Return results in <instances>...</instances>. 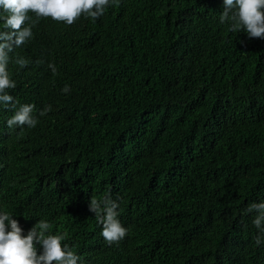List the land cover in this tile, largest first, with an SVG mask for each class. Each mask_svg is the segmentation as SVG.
Returning a JSON list of instances; mask_svg holds the SVG:
<instances>
[{
    "label": "trees",
    "instance_id": "trees-1",
    "mask_svg": "<svg viewBox=\"0 0 264 264\" xmlns=\"http://www.w3.org/2000/svg\"><path fill=\"white\" fill-rule=\"evenodd\" d=\"M222 12L120 0L95 21L32 28L8 94L39 122L10 129L16 109L0 106V212L23 235L47 220L78 264H264L245 214L264 202V40L230 32ZM109 194L128 229L111 246L88 210Z\"/></svg>",
    "mask_w": 264,
    "mask_h": 264
},
{
    "label": "clouds",
    "instance_id": "clouds-1",
    "mask_svg": "<svg viewBox=\"0 0 264 264\" xmlns=\"http://www.w3.org/2000/svg\"><path fill=\"white\" fill-rule=\"evenodd\" d=\"M120 0H0V106L4 109H16L7 120L8 128H35L38 119L33 116L34 104H24L17 109L14 97L9 89L16 87V82L8 71L10 62L23 69L30 60L11 54L16 48L27 44L32 38V28L41 19L51 18L54 22L73 25L81 16L95 21L105 14L110 6H119ZM220 22H230V32H245L249 38L264 40V0H223V12ZM37 64L42 61H36ZM48 67L55 74V65ZM62 93L70 92L65 85ZM51 111L46 106L40 116ZM119 204L111 199L110 194L103 200L91 198L88 210L94 213L97 222L102 225L100 235L109 245L118 244L127 235L128 229L118 219ZM255 212L253 225L264 234V202L253 203L245 214ZM51 224L41 219L23 235V229L8 212H0V264H78L80 256L76 255L67 244L62 245L64 235L49 234ZM264 242V235H258L255 244ZM36 245L42 251L37 254Z\"/></svg>",
    "mask_w": 264,
    "mask_h": 264
}]
</instances>
